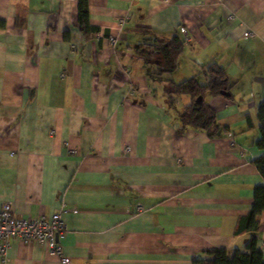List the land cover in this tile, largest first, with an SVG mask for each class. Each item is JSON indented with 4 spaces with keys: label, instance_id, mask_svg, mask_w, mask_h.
Instances as JSON below:
<instances>
[{
    "label": "crops",
    "instance_id": "crops-1",
    "mask_svg": "<svg viewBox=\"0 0 264 264\" xmlns=\"http://www.w3.org/2000/svg\"><path fill=\"white\" fill-rule=\"evenodd\" d=\"M88 6L99 33L85 43L76 0H0V210L60 213L69 264H192L208 250L246 252L234 230L264 184L252 164L264 155V0ZM181 29L189 41L176 72L151 74L132 51L142 31L184 41ZM212 62L233 96L205 99L216 138L183 127L190 99L170 104L163 91L189 78L206 86ZM258 221L264 260V213ZM10 247L0 264H62L45 244Z\"/></svg>",
    "mask_w": 264,
    "mask_h": 264
},
{
    "label": "trees",
    "instance_id": "trees-1",
    "mask_svg": "<svg viewBox=\"0 0 264 264\" xmlns=\"http://www.w3.org/2000/svg\"><path fill=\"white\" fill-rule=\"evenodd\" d=\"M77 6V30L82 35L85 43L91 42L99 33V29L90 24L88 0H76ZM4 23L0 22V27ZM70 34H64V40L69 42ZM142 41L134 46L132 51L137 57L143 59V62L151 66V74L156 76L173 75L179 65V57L183 52L182 39L177 35L158 38L147 32L141 33ZM204 77L206 86H200L195 78H189L178 84L169 83L164 87V94L169 99V103L176 102L178 97L186 96L190 99L189 105L183 107L178 119L183 127L194 128L200 132H207L211 138H216V129L209 132L215 123V112L205 104L207 97L223 96L233 100L229 92L226 72L216 63L212 62L204 67ZM202 99L201 104L196 101ZM256 118L260 124V139L256 147L264 153V102L259 105ZM225 131V130H224ZM256 167L260 177L264 180V155L252 162ZM253 205L248 214L239 218L234 230V235L246 237V252L241 253L236 250L232 258H229L225 250H208L202 257H197L191 261L192 264H264L262 253L258 248L259 231L261 225L258 217L264 213V184L254 187Z\"/></svg>",
    "mask_w": 264,
    "mask_h": 264
},
{
    "label": "built area",
    "instance_id": "built-area-1",
    "mask_svg": "<svg viewBox=\"0 0 264 264\" xmlns=\"http://www.w3.org/2000/svg\"><path fill=\"white\" fill-rule=\"evenodd\" d=\"M180 34L184 37V42L188 43L189 37L184 29L180 30ZM247 36L249 35H245ZM60 77L63 78V75ZM137 211H142L141 206L137 207ZM65 232L60 213H54L49 220L44 217L24 219L16 216L10 203H4L0 210V258L7 262L6 253L12 242L37 243L47 245L49 254L58 257L62 264H69V258L65 256L59 244L65 237Z\"/></svg>",
    "mask_w": 264,
    "mask_h": 264
},
{
    "label": "water",
    "instance_id": "water-1",
    "mask_svg": "<svg viewBox=\"0 0 264 264\" xmlns=\"http://www.w3.org/2000/svg\"><path fill=\"white\" fill-rule=\"evenodd\" d=\"M221 95L225 96V94H223V93H222ZM201 102H202V99H198V100L196 101L197 104H201Z\"/></svg>",
    "mask_w": 264,
    "mask_h": 264
}]
</instances>
